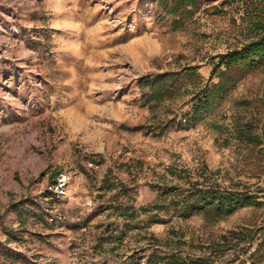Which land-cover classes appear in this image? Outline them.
<instances>
[{
  "label": "rangeland",
  "instance_id": "1",
  "mask_svg": "<svg viewBox=\"0 0 264 264\" xmlns=\"http://www.w3.org/2000/svg\"><path fill=\"white\" fill-rule=\"evenodd\" d=\"M199 6L174 27L151 0H0V247L22 258L12 264H128L135 253L145 264L157 248L177 251L178 238L191 242L183 255L198 256L200 245L262 221L264 210L246 208L216 224L197 216L121 238L122 221L106 210L119 181L140 208L157 199L150 185L183 170L207 167L227 185L264 186L255 156L227 128L263 124L264 67L194 128L168 122L189 112L218 57L254 39L264 20V0ZM189 67L200 77L187 78ZM165 73L179 74L181 90L152 110L139 80ZM245 100L249 108L237 104ZM32 201L45 220L19 226L13 205ZM2 226L21 240L7 243Z\"/></svg>",
  "mask_w": 264,
  "mask_h": 264
},
{
  "label": "trees",
  "instance_id": "2",
  "mask_svg": "<svg viewBox=\"0 0 264 264\" xmlns=\"http://www.w3.org/2000/svg\"><path fill=\"white\" fill-rule=\"evenodd\" d=\"M151 1L158 4L165 14L172 18L174 27L192 20L200 7V0ZM255 26L258 34L254 39L240 49L218 57L219 61L213 66L209 83L197 87L192 93L189 112L183 114L180 120L176 117L168 122H176V128L180 130L194 128L209 118L214 108L221 106L251 72L264 67V20L260 19ZM185 72L188 74L186 77L192 80L200 77L196 67L186 68ZM214 79L217 80L216 83L213 82ZM179 80L178 73L142 77L139 80V87L142 90L144 106L153 110L164 102L173 101L182 87L177 84ZM237 104L246 108L251 106L246 100ZM223 127L224 125H218V130H222ZM227 128H232L231 135L238 145L255 156L254 168L257 173L264 176V122L261 126H257L253 122L235 121L232 125H227ZM81 170L87 174L84 167H81ZM171 174L173 182H170L166 175L160 182L162 185H150L156 192L157 199L148 206L140 208H136L135 200L128 196V185L119 181V193L107 202L106 210L116 212L117 220L122 221L117 224L121 238L127 237L130 232L148 229L155 224L169 225L175 221H187L197 216L204 217L210 224H216L246 208L264 210V186L253 188L242 181L236 183L232 181L227 185L226 181L219 177L220 170L212 172L207 167L195 172L183 170ZM104 184H109L107 177L104 179ZM113 186L108 185V190H112ZM13 210L18 215L19 226L27 225L30 219L42 221L46 217V211L33 201L30 202L29 209H25L19 202L13 205ZM2 228L7 243L21 240L13 227L2 226ZM152 238L156 243H161L154 234ZM189 244L191 242L178 238L177 251L162 253L157 248L150 254L145 264H264V218L259 224L239 226L223 234L216 241L200 245L201 255H183L182 246ZM166 246L169 248V243ZM137 256V253L129 256L128 264H140V260H136ZM19 260H22L20 256L0 247V264H12Z\"/></svg>",
  "mask_w": 264,
  "mask_h": 264
}]
</instances>
